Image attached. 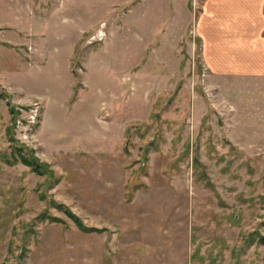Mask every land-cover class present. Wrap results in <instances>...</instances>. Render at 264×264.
Here are the masks:
<instances>
[{"label":"rangeland","instance_id":"rangeland-1","mask_svg":"<svg viewBox=\"0 0 264 264\" xmlns=\"http://www.w3.org/2000/svg\"><path fill=\"white\" fill-rule=\"evenodd\" d=\"M161 3L131 8L138 26L108 37L81 95L54 43L46 64L0 45V264H264V76L226 41L207 50L210 0H189L181 43L147 51Z\"/></svg>","mask_w":264,"mask_h":264},{"label":"crops","instance_id":"crops-1","mask_svg":"<svg viewBox=\"0 0 264 264\" xmlns=\"http://www.w3.org/2000/svg\"><path fill=\"white\" fill-rule=\"evenodd\" d=\"M145 1L149 0H0V26L6 27L2 28L3 33L0 32V36L3 34L0 37V45L3 43L7 48L26 46L32 49L33 47L36 62L46 64L47 54L42 48L45 47L47 40L54 43L52 49H58L59 56L65 58L63 66H66V73L70 76V94L75 81L72 70L80 61L83 69L81 95L89 90L90 71L101 72L98 58L109 44L110 35L121 33L123 23L125 27H130L132 30L131 26L134 27L137 23L136 19L131 20L128 17L130 10L143 5ZM158 2H162L163 10H160V20L163 22L159 24L163 28L155 29L158 39L153 35L144 38L147 42V51L155 49V42H160V34L166 36L169 42L177 34L178 39L176 38L175 41L178 45L181 43L179 37L184 32L188 33L190 26L188 21L192 13L189 0H158ZM121 4L124 5L119 6ZM100 7L103 10L97 11ZM118 7H121L122 11H119ZM115 9H117L116 12H114ZM206 9L201 14V22H197L200 24L197 31L201 40L205 41L207 50L209 49L211 54L215 53L213 45L225 44L226 41L228 58L238 64L243 73H257L264 76V0H210V7ZM108 12L109 15H113L110 17L105 42L86 44L88 35L93 33L101 22H105V14L108 15ZM174 16L178 17L179 24L178 29L171 32L170 26ZM206 25L209 27L206 28ZM219 25L225 29L221 30ZM181 27L183 31L179 32ZM152 29L154 30L153 26L148 25L147 32L149 33ZM5 31L8 32L7 37H4ZM49 32L55 33V36L48 35ZM35 37L38 41L33 40ZM229 38L230 40L227 41ZM239 50H243L249 57L262 59L261 65L250 68L246 61L236 62L235 58ZM122 79L115 80L118 91H120L119 83ZM5 81L9 82L7 79ZM79 99L80 97L74 101V104Z\"/></svg>","mask_w":264,"mask_h":264},{"label":"built area","instance_id":"built-area-1","mask_svg":"<svg viewBox=\"0 0 264 264\" xmlns=\"http://www.w3.org/2000/svg\"><path fill=\"white\" fill-rule=\"evenodd\" d=\"M97 32L86 39V44L93 45L96 43H103L104 39L106 38V23L101 22L97 28Z\"/></svg>","mask_w":264,"mask_h":264},{"label":"trees","instance_id":"trees-1","mask_svg":"<svg viewBox=\"0 0 264 264\" xmlns=\"http://www.w3.org/2000/svg\"><path fill=\"white\" fill-rule=\"evenodd\" d=\"M9 111H10V114L12 115V118H13V121H15V116H16V114L18 113V111H16V109L13 107V106H10L9 107ZM20 157H21V155H20ZM30 166H31V168L33 169V170H37V171H39V172H45L44 170H40V169H38V165L36 164V163H28ZM28 164H26V165H28ZM65 213L66 214H68V215H70V217L73 219V221H74V223L76 224V226H78V228H80L81 230H88L89 228H86L85 226H83V224H82V222L77 218V217H75L74 215H72V214H69V212L66 210L65 211Z\"/></svg>","mask_w":264,"mask_h":264}]
</instances>
